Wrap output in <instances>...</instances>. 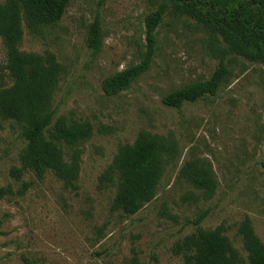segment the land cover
Instances as JSON below:
<instances>
[{
    "label": "rangeland",
    "instance_id": "rangeland-1",
    "mask_svg": "<svg viewBox=\"0 0 264 264\" xmlns=\"http://www.w3.org/2000/svg\"><path fill=\"white\" fill-rule=\"evenodd\" d=\"M4 0H0V4ZM161 0H70L62 19L31 33L22 23L18 47L25 54L54 55L61 74L53 99L56 116L88 122L91 137L74 147L61 145L64 160L78 157L75 189L51 172L41 180L28 172L22 182L9 176L24 147L12 121L0 120V264H181L172 246L197 227L223 226L247 264L238 224L245 218L264 243V65L226 57L227 75L214 97L179 109L161 99L188 84L205 81L218 65V36L169 9L157 26V50L149 70L131 87L106 96L101 82L137 65L146 51L145 17ZM98 18L101 48H86L88 27ZM7 49L0 40V89L12 85L5 70ZM144 131L171 140L154 199L132 216L110 209L114 185L99 179L118 149ZM186 163L208 169L215 181L208 196L179 177ZM27 261V263L25 262Z\"/></svg>",
    "mask_w": 264,
    "mask_h": 264
},
{
    "label": "trees",
    "instance_id": "trees-1",
    "mask_svg": "<svg viewBox=\"0 0 264 264\" xmlns=\"http://www.w3.org/2000/svg\"><path fill=\"white\" fill-rule=\"evenodd\" d=\"M70 0H4L0 4V40L6 46L5 70L12 80L0 89V120L12 121L19 129L24 147L18 154L19 167H12L9 176L21 182L16 192L22 196L29 185L22 182L26 173L41 180L51 172L65 187L75 189L78 179V157L71 162L63 158L61 145L74 147L92 135L88 122H67L57 117L53 99L61 68L53 54H25L18 47L22 40V23L33 34L57 24ZM171 9L198 23L206 32L221 39L218 65L209 79L188 84L165 95L161 102L167 108L179 109L185 103L217 95L227 75L226 57L240 56L264 65V0H161L156 11L144 19L146 51L137 65L105 78L101 90L112 97L128 90L146 73L157 50L155 30ZM86 48L96 56L101 48V31L96 18L88 27ZM175 153L171 140L144 131L132 144L121 146L111 165L99 179L101 185H114L116 190L110 209L132 216L151 202L163 175L164 164ZM179 177L195 189L210 196L215 181L210 171L195 163H186ZM10 187L0 188V199L12 195ZM208 212L199 213L190 223L196 230L178 240L172 253L181 264H242L240 253L231 245L223 226L212 230L199 228ZM247 264H264V243L255 234L248 218L237 226ZM27 263V261L25 260Z\"/></svg>",
    "mask_w": 264,
    "mask_h": 264
}]
</instances>
